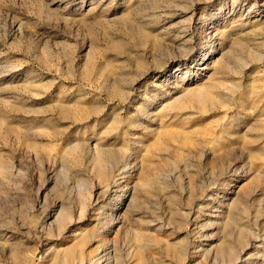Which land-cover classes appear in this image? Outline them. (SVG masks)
Listing matches in <instances>:
<instances>
[{"label":"rangeland","instance_id":"rangeland-1","mask_svg":"<svg viewBox=\"0 0 264 264\" xmlns=\"http://www.w3.org/2000/svg\"><path fill=\"white\" fill-rule=\"evenodd\" d=\"M63 259L264 264V0H0V264Z\"/></svg>","mask_w":264,"mask_h":264},{"label":"bare ground","instance_id":"bare-ground-1","mask_svg":"<svg viewBox=\"0 0 264 264\" xmlns=\"http://www.w3.org/2000/svg\"><path fill=\"white\" fill-rule=\"evenodd\" d=\"M255 240V239H254ZM242 241V240H241ZM251 243V242H250ZM249 246V245H248ZM229 248V242H228V240H226L225 242H222V243H220V244H217V245H215V249H214V251H213V254L215 255V257L217 256V255H223L224 253H225V251L227 250ZM247 249V248H246ZM246 249H242V251H241V255L244 253V251H246ZM71 251V250H70ZM70 253V252H69ZM211 253V252H210ZM59 254V253H58ZM72 255V254H71ZM248 256H250V255H248ZM70 257V256H69ZM239 257L240 256H238L237 257V259H235V261L236 260H238L239 259ZM66 258V257H65ZM241 258V257H240ZM68 259V258H67ZM248 260V259H247ZM63 263L65 264H67V260H65V259H63ZM233 262H231V263H229V264H232Z\"/></svg>","mask_w":264,"mask_h":264}]
</instances>
